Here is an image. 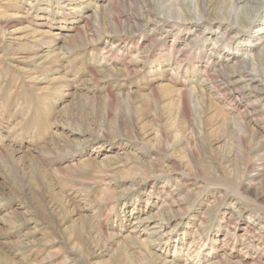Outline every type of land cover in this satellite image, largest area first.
<instances>
[{
  "label": "rangeland",
  "instance_id": "obj_1",
  "mask_svg": "<svg viewBox=\"0 0 264 264\" xmlns=\"http://www.w3.org/2000/svg\"><path fill=\"white\" fill-rule=\"evenodd\" d=\"M244 2L0 0V264H264Z\"/></svg>",
  "mask_w": 264,
  "mask_h": 264
},
{
  "label": "bare ground",
  "instance_id": "obj_2",
  "mask_svg": "<svg viewBox=\"0 0 264 264\" xmlns=\"http://www.w3.org/2000/svg\"><path fill=\"white\" fill-rule=\"evenodd\" d=\"M244 1H247V3H255V2H261V0H233V8H237V5H238V3H241V2H244ZM264 1V0H263ZM245 3V2H244ZM256 4V3H255ZM230 5V4H229ZM204 7V6H203ZM256 7H258V6H256ZM256 7L255 8H253V11H255L256 10ZM192 10V9H191ZM235 11V10H234ZM257 11V10H256ZM214 13V12H213ZM245 13H247V10H245ZM194 15H196V14H194ZM161 17V16H160ZM162 17H164V18H167V19H170V18H173V19H180L178 16H164L163 14H162ZM227 17V16H226ZM191 18V17H190ZM203 18H205L204 16H202L201 15V13H199V15L197 14L195 17H193V18H191L190 20H188V22H196L197 23V21H201V20H203ZM221 18H223L222 16H220V13L219 12H216V13H214V16H213V18H211L210 19V21H213V22H218V23H221V22H226V21H236V20H234V19H230V18H223V19H221ZM223 20V21H221V20ZM249 19H251V17L250 16H248V14H244V18H242L241 19V21L240 22H247ZM254 19V18H253ZM156 20V19H155ZM212 22V23H213ZM228 24H229V22H227ZM238 23V22H237ZM211 24V23H210ZM235 25V24H234ZM218 26V25H217ZM228 27V26H227ZM242 27V26H241ZM217 28H220V27H217ZM226 28V27H225ZM227 29V28H226ZM191 30V29H190ZM219 29H216V31H218ZM214 31V30H213ZM221 31V30H220ZM203 32V31H202ZM219 32V31H218ZM222 32V31H221ZM225 32V31H224ZM204 33V32H203ZM222 34V33H221ZM224 34V33H223ZM200 35H201V33H200ZM199 36V34L196 36V37H198ZM218 37H219V34H218ZM238 37V36H237ZM222 38V37H221ZM239 38V37H238ZM258 38V37H257ZM229 40V39H228ZM215 41V40H214ZM218 41H215V44L217 43ZM190 43V42H189ZM228 43V42H227ZM226 44V43H225ZM214 46H216V45H214ZM213 46V47H214ZM227 48H228V46H227ZM230 48V47H229ZM229 48H228V52H231V50H229ZM226 51V52H227ZM186 58V57H185ZM229 60V57H227L226 58V60ZM236 62V61H235ZM246 63H247V61L246 60H242V61H240L238 64H235V65H232V66H228L227 68H225V66L224 65H226V64H224L223 66H222V68H224V70H226L227 72H225V73H227L226 74V76L228 77L229 75H231L232 76V73L233 72H242L243 70H245V66L244 65H246ZM231 65V64H230ZM244 68V69H243ZM232 71V72H231ZM245 72V71H244ZM248 72V74H249V71H247ZM230 73V74H229ZM241 74V73H240ZM243 74V73H242ZM238 75V74H237ZM237 77V76H236ZM209 79H210V77H208ZM243 78H244V80L247 82L246 84V86L244 85V88L246 89V88H248L247 90L248 91H242V88L243 87H240V85H238V84H236L235 86L238 88V91H240V92H243V94H247V95H251V97L252 96H254V98L255 97H257L258 95L259 96H261L262 95V91L261 92H257V90L255 91V87H254V85H253V80H255L256 78L253 76L252 78L250 77H248V78H246V76L244 75L243 76ZM262 80H264V79H262ZM237 82V81H236ZM205 83V82H204ZM212 85V84H211ZM222 86H223V84H221ZM225 86V85H224ZM242 86V85H241ZM252 92V93H251ZM253 92H255V93H253ZM239 93V92H238ZM263 98H264V96H262ZM261 98V97H260ZM241 99H243L242 97H241ZM257 99V98H256ZM247 100V99H246ZM259 100V99H258ZM246 102V101H245ZM248 103H245V104H242V103H239V104H241L245 109H249L250 108V110L251 111H255V109H256V107H259L261 104L263 105L264 104V102L262 103V102H260V103H258V102H256V101H252V100H249L248 99V101H247ZM256 102V103H255ZM255 103V104H254ZM263 108V107H262ZM256 112V111H255ZM251 113V112H250ZM259 117V116H258ZM264 142V141H263ZM4 152V151H3Z\"/></svg>",
  "mask_w": 264,
  "mask_h": 264
}]
</instances>
